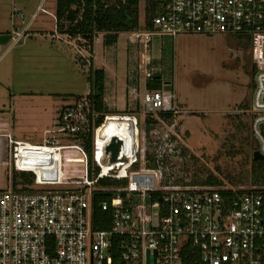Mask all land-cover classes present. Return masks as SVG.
I'll return each instance as SVG.
<instances>
[{"label": "built area", "instance_id": "2783aa9c", "mask_svg": "<svg viewBox=\"0 0 264 264\" xmlns=\"http://www.w3.org/2000/svg\"><path fill=\"white\" fill-rule=\"evenodd\" d=\"M152 23L129 32L147 51L156 35L249 39L253 151L264 156V0H160ZM88 95L63 110L42 142L0 133V264H148V252L156 264H264V168L259 185L237 194L184 183L175 174L179 141L153 115L177 112L173 90H146L145 128L133 114L106 115L94 127ZM112 122L127 123V132L106 137ZM92 126L91 167L81 135ZM115 137L122 145L112 161ZM107 178L125 183L102 184ZM95 191L113 193L101 203L111 211L107 229L94 228Z\"/></svg>", "mask_w": 264, "mask_h": 264}, {"label": "rangeland", "instance_id": "374dc122", "mask_svg": "<svg viewBox=\"0 0 264 264\" xmlns=\"http://www.w3.org/2000/svg\"><path fill=\"white\" fill-rule=\"evenodd\" d=\"M57 2L0 0V33L12 35L0 44V133L14 131L19 139L42 142L63 110L87 97L92 66L106 71L108 103H135L133 110L119 115L137 114L145 128L147 82L162 80V88L176 94L177 112L165 123L158 113L153 115L183 151L177 177L200 186H209L206 181L214 177L235 191L255 187L247 37L183 34L173 40L156 35L147 51L131 42L129 32L121 33L112 46L105 45L104 33H99L91 52L80 37L57 32ZM147 5L140 0L141 29ZM83 57L91 59V67ZM148 71L152 78L146 77ZM76 95H82L81 100ZM108 126L127 132V123Z\"/></svg>", "mask_w": 264, "mask_h": 264}, {"label": "trees", "instance_id": "16d2710c", "mask_svg": "<svg viewBox=\"0 0 264 264\" xmlns=\"http://www.w3.org/2000/svg\"><path fill=\"white\" fill-rule=\"evenodd\" d=\"M146 7V23L145 29H152L153 17L160 11V0H147ZM56 28L60 34H66L70 38L80 37L85 41V45L90 46L93 52L94 39L97 34L104 33V43L112 46L117 43L119 35L123 32H130L141 29L140 23V0H58L56 9ZM160 77V75H159ZM88 81L91 84V93L88 95L89 107L92 114L98 115L95 126H100L107 114V106L105 104L106 91V71L102 68L91 67L88 75ZM149 89H161L162 80H149L147 82ZM82 95H76L75 99L81 100ZM69 107V106H68ZM67 108V107H66ZM160 118L173 119V112H159ZM154 121L149 117V122ZM108 126V125H107ZM107 126L103 127V134L107 136ZM83 137V143L89 152L90 166L92 167V148L94 139L93 126L90 131ZM101 139V138H100ZM264 163L262 161L252 160V179L253 184L259 185L262 180ZM92 172V171H91ZM24 178L29 180L27 175ZM32 180L30 179L29 182ZM125 181H118L107 178L102 184L108 186H116ZM207 185L220 186L223 182L217 178L211 177L206 183ZM244 190H231L235 194ZM112 192L95 191L93 197V224L96 229H107L112 220L111 211L101 208L102 201L110 200ZM193 261V259H191Z\"/></svg>", "mask_w": 264, "mask_h": 264}, {"label": "water", "instance_id": "95a60500", "mask_svg": "<svg viewBox=\"0 0 264 264\" xmlns=\"http://www.w3.org/2000/svg\"><path fill=\"white\" fill-rule=\"evenodd\" d=\"M12 39V35L10 33H0V44L8 43ZM122 145V141L117 137L113 138L112 142L107 147V152L111 153V160L116 161L120 152V147ZM253 159L255 161H263L264 156L259 153L258 150L253 151ZM148 264H156V255H150L148 252Z\"/></svg>", "mask_w": 264, "mask_h": 264}, {"label": "crops", "instance_id": "0c3cea01", "mask_svg": "<svg viewBox=\"0 0 264 264\" xmlns=\"http://www.w3.org/2000/svg\"><path fill=\"white\" fill-rule=\"evenodd\" d=\"M104 100H105V104H106L107 110H108L106 115H117V113L119 114L120 112L122 113V112H126L129 110H133L134 106H135V103H131L129 101H123V102L121 101L123 103L122 107L118 106L116 103L109 104L107 101V98H106V91H105ZM111 100L113 101L114 99L111 98ZM115 101H118V99H116ZM97 116L95 117L94 122H96Z\"/></svg>", "mask_w": 264, "mask_h": 264}, {"label": "bare ground", "instance_id": "6f19581e", "mask_svg": "<svg viewBox=\"0 0 264 264\" xmlns=\"http://www.w3.org/2000/svg\"><path fill=\"white\" fill-rule=\"evenodd\" d=\"M107 130H108V134L106 137H110V136L115 135V134L123 133L122 131L114 129L110 126H107ZM99 140H101V139H99ZM100 143H102V141H100Z\"/></svg>", "mask_w": 264, "mask_h": 264}]
</instances>
